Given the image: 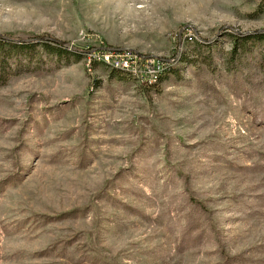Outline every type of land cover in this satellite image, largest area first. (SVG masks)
Listing matches in <instances>:
<instances>
[{"label":"rangeland","instance_id":"rangeland-1","mask_svg":"<svg viewBox=\"0 0 264 264\" xmlns=\"http://www.w3.org/2000/svg\"><path fill=\"white\" fill-rule=\"evenodd\" d=\"M253 34L264 0H0V264H264ZM100 48L172 69L145 87Z\"/></svg>","mask_w":264,"mask_h":264},{"label":"built area","instance_id":"built-area-1","mask_svg":"<svg viewBox=\"0 0 264 264\" xmlns=\"http://www.w3.org/2000/svg\"><path fill=\"white\" fill-rule=\"evenodd\" d=\"M91 61H108L114 66H128L136 70L142 77L145 87H152L153 76L164 69L168 61L155 60L152 56H144L134 51H107L104 48L91 50ZM90 68V63H87Z\"/></svg>","mask_w":264,"mask_h":264},{"label":"trees","instance_id":"trees-1","mask_svg":"<svg viewBox=\"0 0 264 264\" xmlns=\"http://www.w3.org/2000/svg\"><path fill=\"white\" fill-rule=\"evenodd\" d=\"M264 42V34H260V35H255V34H253V35H248V36H245V37H233V41H232V52H231V56L232 57H235L236 55H237V52H238V50L239 49H246V46H251L252 44H253V42ZM5 44H10V43H8V42H6V41H3V40H1L0 39V50L2 49V46L3 45H5ZM12 46V45H11ZM26 47H28V45H26ZM51 46L49 45V44H45V46H44V48H46V50L47 49H49ZM51 49V48H50ZM62 51H64L63 49H61ZM48 51V50H47ZM72 53V55L77 59V60H79V59H82L83 57H85V54L87 53V51H85V52H82V51H75V52H71ZM94 65V64H93ZM91 67H92V65H91ZM170 69H172V66L170 67H168L167 68V71L165 72V73H168L169 71H170ZM3 67H0V77L2 76V74H3ZM113 72H116V73H121V74H125V73H123V72H119V71H117V70H113ZM164 73V74H165ZM163 74V75H164ZM125 75H127V74H125ZM162 75V76H163ZM166 75V74H165ZM164 75V76H165ZM160 77L159 78V81L157 82V83H159L160 81H162V79H163V77ZM1 79V78H0Z\"/></svg>","mask_w":264,"mask_h":264},{"label":"bare ground","instance_id":"bare-ground-1","mask_svg":"<svg viewBox=\"0 0 264 264\" xmlns=\"http://www.w3.org/2000/svg\"><path fill=\"white\" fill-rule=\"evenodd\" d=\"M91 59V54L88 56V60H90ZM100 63H102V64H104V65H106L107 67H109V68H111V69H116L117 67H119L118 69H124L126 72H128V74L132 77V78H134V80H137L138 79V81H139V79L140 78H138V76H140L139 75V73L136 71V70H131V68L130 67H128V66H114L113 64H111L110 62H108V61H99ZM167 71V69H163V70H161L159 73H157V74H155L154 76H153V79L154 80H156V84H157V82L159 81V78L165 73Z\"/></svg>","mask_w":264,"mask_h":264},{"label":"water","instance_id":"water-1","mask_svg":"<svg viewBox=\"0 0 264 264\" xmlns=\"http://www.w3.org/2000/svg\"><path fill=\"white\" fill-rule=\"evenodd\" d=\"M0 37H1V36H0ZM1 38H2V37H1ZM45 40H47V39H45ZM49 41H52L53 43L59 44V45L65 47V48L68 47V45H67L66 43H62V42H60V41H56V40H52V39H50ZM105 50H107V51H115V50H113V49H105ZM118 51H121V50H118Z\"/></svg>","mask_w":264,"mask_h":264}]
</instances>
